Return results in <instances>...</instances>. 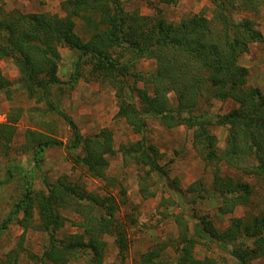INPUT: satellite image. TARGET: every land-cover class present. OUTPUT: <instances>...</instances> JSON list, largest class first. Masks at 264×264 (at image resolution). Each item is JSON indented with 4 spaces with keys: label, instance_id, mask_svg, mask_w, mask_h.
<instances>
[{
    "label": "trees",
    "instance_id": "obj_1",
    "mask_svg": "<svg viewBox=\"0 0 264 264\" xmlns=\"http://www.w3.org/2000/svg\"><path fill=\"white\" fill-rule=\"evenodd\" d=\"M175 1L158 0L164 4ZM209 1L213 4L211 17L195 13L178 23L169 22L160 14L128 11L121 0H60L63 15L10 10L0 16V61L10 59L17 67L19 87L29 98L37 103L44 101L50 110L66 118L72 130L66 146L81 151L72 160L84 166L91 177L110 180L106 175L107 156L116 152L124 163L145 167L147 175H167L153 144L138 138L115 150L110 130L102 128L83 135L72 119L59 110L52 97V88L61 83L57 47L73 48L74 68L66 83L73 85L83 78L108 84L114 91L116 116L125 120L134 133L143 134L149 115L167 127L184 125L191 129L197 155L214 169L209 189L197 180L187 191L196 193L195 199L216 200L220 215L231 214L238 206L250 204L252 186L223 173L222 166L264 179V92L257 86L245 87L248 70L238 62L249 44L261 41L263 35L250 18L235 17L239 9L256 11L264 0ZM76 18L84 20L89 33L86 39L75 31ZM141 59L153 61L154 67L138 69ZM0 91L6 95L11 91V81L1 70ZM213 99H229L236 104L224 113L208 114L201 104ZM19 115L20 110L13 109L0 122V149L12 141ZM211 124L227 129L222 148L209 129ZM24 134L25 145H30L37 167L46 147L62 143L37 129L28 128ZM44 183L45 188L35 190L25 177L22 194L0 222L2 231L22 212L17 222L24 232L32 225L36 211V227L47 237L39 254L30 253L31 264H67L77 259L86 264H102L107 235L113 237L116 259H124L128 237L117 214L119 202L112 193L90 191L66 174ZM173 185L178 187L174 180ZM139 191L144 197L151 194L145 185ZM63 210L80 217L75 223L79 230L60 237L57 233L66 219ZM173 217L177 228L170 243L173 254H165L164 243L142 252L136 264H219L211 256L197 257L194 250L198 244L222 249L235 264H250L264 256V207L258 214L231 216L224 228H218L206 214L195 215L191 221L182 212ZM22 250L19 241L5 254L4 262L21 264L17 259ZM259 264H264V260Z\"/></svg>",
    "mask_w": 264,
    "mask_h": 264
},
{
    "label": "rangeland",
    "instance_id": "obj_2",
    "mask_svg": "<svg viewBox=\"0 0 264 264\" xmlns=\"http://www.w3.org/2000/svg\"><path fill=\"white\" fill-rule=\"evenodd\" d=\"M124 9L141 14H160L167 21L178 23L182 18L195 13H203L211 17L213 4L209 0H176L164 4L158 0H121ZM21 12H50L63 15L60 0H0V16L10 10ZM248 17L261 31L263 39L250 43L248 49L238 58L239 64L248 70L245 87L257 86L264 92V4L256 11L239 9L235 17ZM75 31L83 38L88 37V30L82 18H76ZM60 57L57 75L61 80L59 87L52 88V97L57 101L59 110L72 119L83 135L97 133L107 128L112 133V145L115 150L128 141L143 138L153 144L159 153L158 162L167 170V175L146 174V168L134 163H124L120 153L107 156L106 175L110 180L93 178L86 168L72 160V156L80 154V150L67 148L72 137V130L66 118L58 111H52L47 104L35 102L29 98L19 83V72L10 59L0 61L2 75L11 81L9 95L0 91V122L6 120L7 114L15 109L20 115L15 122V135L7 148L0 149V222L9 213L11 206L23 192L24 178L27 177L33 189L45 188L44 180L53 181L59 175L66 174L71 180L81 182L88 190L98 194L112 193L119 202L118 217L126 227L129 247L124 259L117 260V249L112 236H105L107 241L106 255L102 264H136L142 252L167 243L165 254H173L170 244L177 234L174 214L182 212L189 221L195 215L206 214L218 228L228 225L231 216H250L258 214L264 207V179L243 174L241 171L222 166V172L249 182L252 186L251 202L247 206H238L231 214L220 215L217 212V201L195 199V194L187 191V187L197 180H202L206 188L211 187L214 165L206 164L197 155L191 142V129L184 125L167 127L154 116L146 117V129L143 134L134 133L125 120L116 116L117 103L113 89L106 83L95 80L79 79L75 84L66 83L72 72L76 52L73 48L59 45ZM154 63L141 59L137 68L144 71L152 69ZM85 72L86 69L84 68ZM171 101L173 95L169 94ZM231 100L213 99L201 104L208 114L224 113L235 106ZM37 129L61 140L60 145L48 146L42 153L39 167L34 165L32 149L25 145V130ZM209 129L217 137L218 147L222 148L227 132L226 127L211 124ZM28 173V176L24 174ZM173 180L177 183L176 188ZM147 186L150 195L144 197L140 186ZM121 189L124 191H121ZM65 222L57 233L76 232L75 225L80 217L70 211L63 210ZM22 216V212L17 218ZM17 218H13L7 227L0 231V264L5 254L21 241L23 247L17 261L31 264L30 253L39 254L46 242V233L36 227L38 217L35 211L32 225L23 232ZM23 235L21 236V234ZM197 257L211 256L219 264H235L232 256L215 246L195 247ZM264 256L254 259L250 264H259ZM83 259L70 260L67 264H86Z\"/></svg>",
    "mask_w": 264,
    "mask_h": 264
}]
</instances>
